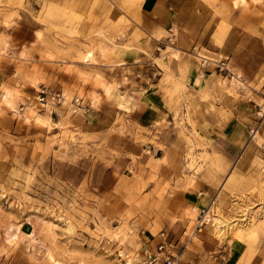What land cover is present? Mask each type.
<instances>
[{"label": "rangeland", "instance_id": "1", "mask_svg": "<svg viewBox=\"0 0 264 264\" xmlns=\"http://www.w3.org/2000/svg\"><path fill=\"white\" fill-rule=\"evenodd\" d=\"M142 22L141 0H0V264H150L153 234L178 239L211 205L180 264L233 247L264 264L263 139L229 158L197 130L254 84L194 95L170 46H140ZM44 86L65 99L34 105ZM150 105L159 116L139 118Z\"/></svg>", "mask_w": 264, "mask_h": 264}, {"label": "crops", "instance_id": "2", "mask_svg": "<svg viewBox=\"0 0 264 264\" xmlns=\"http://www.w3.org/2000/svg\"><path fill=\"white\" fill-rule=\"evenodd\" d=\"M141 13L143 22L137 26L149 38L141 39L140 46L143 42L150 48L170 46L167 62L176 67V75L184 74L194 95L219 98L221 77L239 76L254 84L252 96L225 103L236 106L229 119L220 122L211 114H199L201 135L218 141L229 158L238 157L253 143L258 145V132L263 139L259 145L264 147V108L259 107L264 99V0H141ZM181 61L184 72L178 71ZM199 105L204 111L211 106L205 101ZM159 111L150 105L139 118L150 121ZM188 200L207 203L201 194H190ZM242 253L241 247H233L226 255L204 257L198 264H241ZM180 254L182 259L184 252Z\"/></svg>", "mask_w": 264, "mask_h": 264}, {"label": "built area", "instance_id": "3", "mask_svg": "<svg viewBox=\"0 0 264 264\" xmlns=\"http://www.w3.org/2000/svg\"><path fill=\"white\" fill-rule=\"evenodd\" d=\"M64 99L65 94L62 90L44 86L39 90L34 105L48 108L53 104L62 102ZM208 210V207L207 209L203 208L195 227L192 230L185 228L183 234L178 239L165 229H161L157 234H153L150 246H147L144 251L147 261L150 264H180L181 254L178 251V242L182 243V247H187L197 232L201 231L210 220ZM154 242L155 244L153 245Z\"/></svg>", "mask_w": 264, "mask_h": 264}, {"label": "bare ground", "instance_id": "4", "mask_svg": "<svg viewBox=\"0 0 264 264\" xmlns=\"http://www.w3.org/2000/svg\"><path fill=\"white\" fill-rule=\"evenodd\" d=\"M88 56L90 57V56H91V53H89ZM87 59H89V58H87ZM234 77L237 78V79L240 78L239 76H234ZM208 208H209V210H208V214H209V213L213 214V212H212V205L209 206ZM216 219H217V218H216Z\"/></svg>", "mask_w": 264, "mask_h": 264}]
</instances>
